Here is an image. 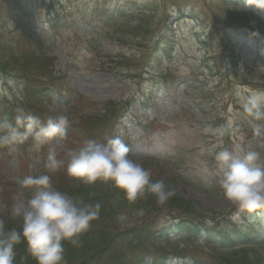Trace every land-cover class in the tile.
Listing matches in <instances>:
<instances>
[{"label": "rangeland", "instance_id": "374dc122", "mask_svg": "<svg viewBox=\"0 0 264 264\" xmlns=\"http://www.w3.org/2000/svg\"><path fill=\"white\" fill-rule=\"evenodd\" d=\"M239 1L0 0V61L8 62V70L0 65V122L6 113L2 123L15 126L27 105L18 92L21 80L7 72L32 69L34 60L25 61L35 56L43 57L42 70L65 77L63 88L70 92L62 104L43 100L40 112L70 113L86 122L99 118L92 128L84 125L92 138L81 128L68 129L57 152L64 166L55 171L44 166L55 146L47 148L44 158L37 155L31 137L0 147V228L21 227L11 217L13 203L28 199L19 175L35 176L33 169L36 176L46 174L51 180L59 171L68 175L70 152L86 140L106 144L117 136L130 148L129 157L151 170L152 180H163L203 210L229 212L234 225L245 224L249 213L238 214L231 202L210 190L211 184L218 186L214 153L221 149L258 148L264 164V135H254L241 106L249 96L264 98V6L258 0L243 6ZM187 79L196 85L193 91L188 88L193 99L186 95ZM162 81L171 85L169 94L159 88ZM41 115L45 121L47 114ZM48 145L50 141L42 146ZM133 203L117 213L119 228L140 224L142 219L132 214ZM228 219L220 227L229 225ZM181 239L177 242L175 234L155 239L157 257H142L140 264H214L232 253L208 246L201 236L184 234ZM258 250L264 256V239Z\"/></svg>", "mask_w": 264, "mask_h": 264}, {"label": "clouds", "instance_id": "9594fccd", "mask_svg": "<svg viewBox=\"0 0 264 264\" xmlns=\"http://www.w3.org/2000/svg\"><path fill=\"white\" fill-rule=\"evenodd\" d=\"M241 106L251 118L254 135H264V123L256 122L264 120V98L249 96ZM15 121V126L11 122L0 124V129L6 130L0 135V147L22 144L31 137L32 146L38 150L54 138L57 143L66 140L70 127L69 117L64 114L41 121L21 111ZM129 153L130 148L118 136L106 144L89 139L78 150L70 152L66 172L86 185L97 181L111 183L130 202L151 194L159 204H164L175 195L163 180L153 181L151 170L130 158ZM57 157L56 148H50L45 168L55 171L63 167L64 161ZM214 159L217 164L214 176L223 198L242 213L264 210V164L259 162L260 153L236 145L234 150L215 152ZM19 183L31 191V196L14 202L11 207V217L21 222L20 229L0 228V264H14V248L21 242L26 243L37 264H63V242L78 245L91 222L98 218L101 204L74 201L56 190L46 174L28 175Z\"/></svg>", "mask_w": 264, "mask_h": 264}, {"label": "trees", "instance_id": "16d2710c", "mask_svg": "<svg viewBox=\"0 0 264 264\" xmlns=\"http://www.w3.org/2000/svg\"><path fill=\"white\" fill-rule=\"evenodd\" d=\"M122 17H125V15L123 14ZM159 44H157V46H159ZM118 55L123 59L125 58L130 61L128 56L124 54ZM32 58L33 57L29 58V60L25 62L34 60V68H23L21 73L9 70L7 73H14V76L21 80L20 84H23L22 89L18 88V92L22 96L21 99L27 103L26 107H24V112L30 113L39 118L42 117L41 114L44 112L47 114L45 116V118H47L52 115L49 114L47 110L40 112L42 107L40 103L44 101L52 103L54 100L59 102L58 104H62V99L69 95L70 92L66 86L63 88L64 84H66L65 77H54L50 70H42L46 67L44 66L45 61L43 57L35 56L33 59ZM123 59L122 62H125V59ZM0 62L3 70H8V68H6V63L8 62L3 60ZM27 64L29 66L28 68H30V64ZM2 68L0 69L2 70ZM34 72H38L39 74L34 75ZM174 78L177 80L176 77ZM187 84L189 86L192 83L186 81V85ZM161 87L165 89L166 93H169V90L171 89V85H169L166 81H162ZM74 98H76V96H74ZM112 106L114 107L113 104ZM6 110L8 111L7 108L3 111ZM1 114L3 115V119L0 124H2V121L5 118L4 115H7L6 113ZM66 115L70 120L69 130L81 128L86 132V134H88L89 138H92V130L86 129L84 125H89L92 128L93 122L99 121L98 117L93 116L88 120L89 122H86L83 117L72 116L70 113ZM61 143L62 142L57 143L54 138L50 141V145L47 147L41 146L37 150V155H41L44 158V155H47L45 152L50 146H55L58 152L61 148ZM59 172L60 174L56 175V179L51 180V183L56 190L68 195L74 201L79 203L95 204L99 202L101 204L98 218L91 222V226L88 231L80 237L79 244L74 246L70 243L63 242V264H87L92 260L96 261V264H105L102 262L103 260L107 261L106 264H137V256L140 258L141 255L145 254L153 238V221H146L131 227L119 228V224L121 222L119 223L118 221L117 213L123 207L126 208L130 202L126 199L123 192L113 187L111 183L97 181L94 184L86 185L73 179L69 175H66L64 171ZM33 173L36 176L37 170L33 169ZM18 179H23V177L20 176ZM21 189V192L24 193L27 198H30L31 191L25 188ZM174 192L175 195L170 197L164 204H159L156 198L151 194H146L144 197L138 198L135 201L137 204L133 203L132 214L139 216L140 219H144L146 215L149 216L152 213L162 212L165 210L170 214H175L174 218H178L180 220L176 227L178 229H184L186 222L195 221L201 213L193 200L185 198L175 190ZM13 227L20 229V227H16L14 225H10L9 229ZM214 230L215 229H210L208 232ZM237 234L239 235L238 231ZM248 234L249 233L241 234L240 237L238 236L242 241L240 243V247L238 248L239 250L236 248L231 256L221 259L219 264H264V257L259 254L257 250H255L256 239L253 237L249 239ZM215 235L218 236V234ZM215 235L210 234L212 237H215ZM244 237L245 240L243 241ZM217 238L219 240V244L227 247L228 244L225 243L227 242L226 238L223 236H219ZM112 251L118 252L113 254V257H111V255H108L107 253ZM14 254V264H37V261L32 257L26 243L24 242L15 246Z\"/></svg>", "mask_w": 264, "mask_h": 264}]
</instances>
